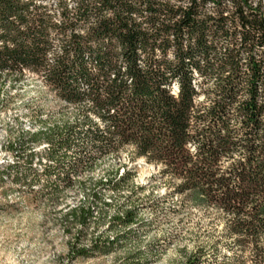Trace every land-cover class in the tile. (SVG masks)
I'll use <instances>...</instances> for the list:
<instances>
[{"label":"trees","instance_id":"trees-1","mask_svg":"<svg viewBox=\"0 0 264 264\" xmlns=\"http://www.w3.org/2000/svg\"><path fill=\"white\" fill-rule=\"evenodd\" d=\"M28 73L73 116L23 132L0 177H45L51 199L78 183L91 201L65 220L87 226L106 217L104 191L142 189L130 170L90 175L131 146L161 165L177 194L222 216L221 233L182 264H264V0H0V85ZM26 136L33 146H23ZM41 144L50 163L38 172ZM137 223L126 208L108 229L128 236ZM124 235L75 256L121 245Z\"/></svg>","mask_w":264,"mask_h":264},{"label":"rangeland","instance_id":"rangeland-1","mask_svg":"<svg viewBox=\"0 0 264 264\" xmlns=\"http://www.w3.org/2000/svg\"><path fill=\"white\" fill-rule=\"evenodd\" d=\"M72 116V108L54 98L35 74L28 73L17 84L7 81L0 85V172L16 162V149L9 146L23 132H32L43 121L62 122ZM25 141L28 143L23 146H33L28 136ZM34 146L38 154L33 164L41 172L50 163L44 154L46 145ZM116 170H130L133 182L142 189L104 191L102 202L110 204L105 208L106 217L91 220L87 226L65 220L70 207L91 201L88 190L78 183L51 199L45 177L18 183L6 172L0 177V264H182L197 244L221 233L219 213L177 194V182L161 175V165L136 157L133 147L125 146L99 160L90 175L93 180H104ZM131 207L136 209L138 223L129 235L124 228L109 230L111 217ZM94 216L100 215L95 212ZM99 234L103 237L96 239ZM117 234H125L121 245L75 256L81 246H90L95 240L105 242ZM72 248L76 251L70 253Z\"/></svg>","mask_w":264,"mask_h":264}]
</instances>
